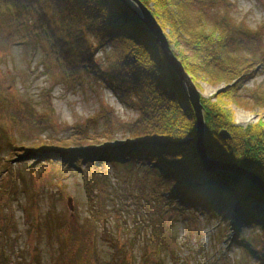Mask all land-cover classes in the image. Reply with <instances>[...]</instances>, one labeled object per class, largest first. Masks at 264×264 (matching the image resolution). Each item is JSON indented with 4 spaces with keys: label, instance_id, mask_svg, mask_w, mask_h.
Wrapping results in <instances>:
<instances>
[{
    "label": "rangeland",
    "instance_id": "1",
    "mask_svg": "<svg viewBox=\"0 0 264 264\" xmlns=\"http://www.w3.org/2000/svg\"><path fill=\"white\" fill-rule=\"evenodd\" d=\"M122 1L152 33L155 55L168 63L161 47L166 43L183 69H194L184 71L203 106L225 92L232 96L225 100L235 126L261 123L264 130V0L185 4L189 17L180 23L173 17L175 28L163 24L152 2L137 0L158 35L134 1ZM10 6L0 3V264H264V235L235 212L210 204L178 209L171 198L154 196L167 185L159 176L106 161L74 165L60 157L79 149L57 146L79 140L98 150L124 147L125 140L127 147L147 143L132 138L142 130L133 126L138 98L114 92L104 78L83 70L85 64L92 68L86 60L108 64L114 49L108 41L98 47L89 32L80 42L66 38L59 21L46 33L45 17L39 22L38 13ZM200 23L215 38L197 43L206 46L205 54L193 57L182 33H206ZM234 71L238 77L227 82Z\"/></svg>",
    "mask_w": 264,
    "mask_h": 264
},
{
    "label": "trees",
    "instance_id": "2",
    "mask_svg": "<svg viewBox=\"0 0 264 264\" xmlns=\"http://www.w3.org/2000/svg\"><path fill=\"white\" fill-rule=\"evenodd\" d=\"M140 1L145 6L152 2L153 10L154 7L157 8L163 24L172 27L176 20L173 17L179 16L177 22L189 17L188 13H185L187 10L185 4L199 2V0H190V3L187 0ZM0 3L11 5L16 12L34 11L39 15L37 17L39 22L41 17H45L46 33H49L47 27L51 28L55 21H59L66 38L75 36L76 42H80L86 39L85 32H89L98 37V47L106 44L103 41H108L107 43L114 47L106 56L108 64L103 65L104 67L101 64L96 66L92 60H86L84 63L91 64L92 68L85 64L83 70L96 75L99 80L104 78L108 88L114 92L117 91L129 99L134 98L129 94L133 92L132 94L138 98L134 106L139 108L140 116L134 121L133 126L142 130L132 138L149 140L147 143L139 144L138 147H127L125 143L128 141L125 140L124 147L110 148L106 142H102L106 145L103 150H98L94 143L79 140L57 146L79 149L73 151L76 155L71 151H64L60 157L65 158L67 162L74 160L76 162L74 165L85 162L89 166L98 167L106 161L116 166L136 167L143 173L159 176L166 182L167 185L161 184L160 188V183H155L161 191V195H155L154 191L155 197L171 198L177 206L210 204L209 208L213 210L222 207L231 213L235 212L241 222L246 218L252 229L260 231L259 235H264V193L244 177L223 171H210L202 167L193 140L196 136V120L193 109L183 94V86L177 81L178 78L169 64L164 62L162 55L154 54L156 44L152 33L127 2L25 0L24 3V0H0ZM214 3L218 5L217 1L211 4ZM241 26L245 30L242 24ZM199 27L206 33H201L203 35L199 32L182 33L186 34L185 43L193 57H204L205 54L206 46L197 43H208L211 42L209 39L215 38L213 33L209 34L213 29L209 30L201 23ZM136 32L142 37L137 36ZM149 43L152 46L146 48ZM88 49L91 50V47ZM161 60L163 64L160 63ZM200 64L203 65L202 59ZM184 69L189 74L194 72L190 64H185ZM97 71H100L102 76H99ZM234 73L235 71L227 75V82H231L228 80L230 78L238 77V74ZM225 89L226 92H231L232 87L226 86ZM228 97L231 99L232 96L221 92L215 101H209V104L203 106L206 151L213 159L241 165L264 180L263 125L253 123L244 128L235 126L231 109L228 107L229 102L225 100L229 99ZM182 103H186V108ZM223 128L229 130L230 139L224 140L219 136V131ZM183 141L189 142L180 145L179 143ZM47 148L49 147L42 146L39 149ZM83 149L85 150L82 151Z\"/></svg>",
    "mask_w": 264,
    "mask_h": 264
},
{
    "label": "water",
    "instance_id": "3",
    "mask_svg": "<svg viewBox=\"0 0 264 264\" xmlns=\"http://www.w3.org/2000/svg\"><path fill=\"white\" fill-rule=\"evenodd\" d=\"M134 1L138 8L143 12L141 14V18L146 22L148 27L151 31L158 35L160 33V29L155 25V22L150 19V13L147 11L146 7H144L139 1ZM161 41V39L158 37ZM161 47L164 51L166 56V61L174 70L175 74L177 75L178 79L182 83V86L185 90V93L192 105L194 110V115L196 119V136H195V149L196 152L201 160L203 167L210 171H223L230 174H237L241 175L242 177L248 179L251 183L257 186L264 192V180H262L258 175L253 173L250 170L244 169L243 167L237 166L234 163L230 162H222L211 158L205 148V119H204V112H203V105L200 102L199 93L191 83V79L188 74L184 71L183 67L176 61V58L172 55L171 51L167 48V44L161 43ZM219 134L224 138H230V134L227 130H220Z\"/></svg>",
    "mask_w": 264,
    "mask_h": 264
},
{
    "label": "bare ground",
    "instance_id": "4",
    "mask_svg": "<svg viewBox=\"0 0 264 264\" xmlns=\"http://www.w3.org/2000/svg\"><path fill=\"white\" fill-rule=\"evenodd\" d=\"M219 136L221 137V138H224V137H222L220 134H219ZM203 207L205 206V205H202ZM249 209H251L250 207H249Z\"/></svg>",
    "mask_w": 264,
    "mask_h": 264
}]
</instances>
